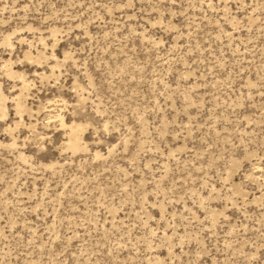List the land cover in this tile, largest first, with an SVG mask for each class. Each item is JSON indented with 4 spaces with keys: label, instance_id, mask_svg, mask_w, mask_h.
Instances as JSON below:
<instances>
[{
    "label": "rangeland",
    "instance_id": "rangeland-1",
    "mask_svg": "<svg viewBox=\"0 0 264 264\" xmlns=\"http://www.w3.org/2000/svg\"><path fill=\"white\" fill-rule=\"evenodd\" d=\"M0 264H264V0H0Z\"/></svg>",
    "mask_w": 264,
    "mask_h": 264
},
{
    "label": "bare ground",
    "instance_id": "bare-ground-1",
    "mask_svg": "<svg viewBox=\"0 0 264 264\" xmlns=\"http://www.w3.org/2000/svg\"><path fill=\"white\" fill-rule=\"evenodd\" d=\"M0 99H2L1 95H0Z\"/></svg>",
    "mask_w": 264,
    "mask_h": 264
}]
</instances>
